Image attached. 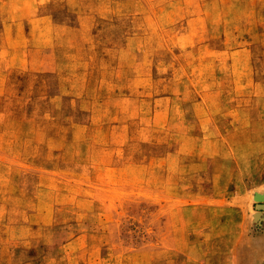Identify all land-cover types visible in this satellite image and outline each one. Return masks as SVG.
<instances>
[{
	"label": "rangeland",
	"instance_id": "rangeland-1",
	"mask_svg": "<svg viewBox=\"0 0 264 264\" xmlns=\"http://www.w3.org/2000/svg\"><path fill=\"white\" fill-rule=\"evenodd\" d=\"M264 0H0V264H264Z\"/></svg>",
	"mask_w": 264,
	"mask_h": 264
},
{
	"label": "water",
	"instance_id": "water-1",
	"mask_svg": "<svg viewBox=\"0 0 264 264\" xmlns=\"http://www.w3.org/2000/svg\"><path fill=\"white\" fill-rule=\"evenodd\" d=\"M256 207H257L258 209H264V203H257V204H256Z\"/></svg>",
	"mask_w": 264,
	"mask_h": 264
}]
</instances>
